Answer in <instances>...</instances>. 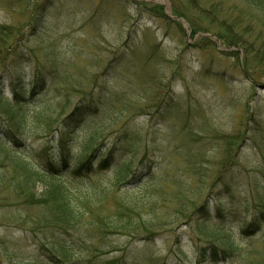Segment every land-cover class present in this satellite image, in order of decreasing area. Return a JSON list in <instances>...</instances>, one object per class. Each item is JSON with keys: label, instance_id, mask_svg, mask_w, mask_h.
Returning <instances> with one entry per match:
<instances>
[{"label": "rangeland", "instance_id": "obj_1", "mask_svg": "<svg viewBox=\"0 0 264 264\" xmlns=\"http://www.w3.org/2000/svg\"><path fill=\"white\" fill-rule=\"evenodd\" d=\"M0 24L24 32L0 60V107L28 116L15 156L37 173L58 164L59 134L75 157L90 130L113 154L56 179L72 198L106 194L59 227L45 184L22 182L0 145V264H264V0H0ZM76 107L90 108L80 125Z\"/></svg>", "mask_w": 264, "mask_h": 264}, {"label": "trees", "instance_id": "obj_2", "mask_svg": "<svg viewBox=\"0 0 264 264\" xmlns=\"http://www.w3.org/2000/svg\"><path fill=\"white\" fill-rule=\"evenodd\" d=\"M34 4L32 6L34 9L32 12H30L28 16L29 21L27 23V26H30V33H35L37 31L39 26V11L44 12L48 7V2L43 3L40 8L39 4ZM153 9L158 12V14L165 17L162 9L159 6H155ZM192 34H197L196 30H194ZM23 35V30L21 31L17 26L0 24V60L7 51L6 47L9 45L13 46V44L17 42L19 38L21 39ZM218 37L223 39L228 47L236 46L241 41L240 36L229 29L219 33ZM35 89L36 88L34 86L31 88L30 98L34 96ZM18 97L21 98L22 101H26L24 96L15 95L14 98L16 99ZM13 106L14 105L10 103L5 105L4 108H1L2 106L0 107V109H3L2 113L7 116V120L9 121L7 127L4 126V129L1 131L0 145L5 147L7 145V151L9 150L8 152L11 155L10 159H12L14 165L17 168L21 169L20 175L24 179L22 182L24 181L25 183H30L32 186H34L35 182L45 184L41 194V200H43L42 203L46 206L43 216L45 217V223H50L49 225L51 226L55 225L59 227L71 225L78 221L86 212H90L91 207L101 205L103 198L106 196V194H104L105 192H99L101 195H98V193H92L89 195V197H82L84 199L83 201L79 200L78 197L72 198L69 188L58 180V182H56V179H59L65 175V172L69 173L73 179H77L85 176L88 177L95 171L109 169V167L113 165L112 152H105L100 148L101 143L98 142L100 135L97 132L90 130L88 135H86L87 138L79 148L77 156L70 157V150H67V147L65 148V145L67 144H65L63 141L62 135L59 134L56 140L53 139L56 141V148L59 151L58 164H55L50 159H46L43 161L41 168H39V172L36 173L24 160L17 158L14 152H12L10 149V146L7 144L11 143L16 148L21 147L23 143H21L20 140L23 137V133L27 127L28 116L25 115V112H22L19 109L14 110ZM89 109V107H76L70 114L71 123H75L77 125L83 123L85 117L90 112ZM94 112V114L97 113L96 110H94ZM49 133H51V131ZM43 150L47 152L49 151L45 148ZM117 173L118 179H123L126 181L129 177L127 173L122 170L118 171ZM82 206L84 209H87L88 207L89 211L88 209L85 212L81 211L80 207ZM122 213L118 215L119 218L122 217L123 219L126 215ZM124 213L126 214V212ZM127 215L130 217V212H127ZM258 223V221L254 222L248 228H254L255 230H258L260 227L255 228L258 226ZM247 229H243L241 231L243 235L247 233ZM222 244L224 247L222 251L224 256L223 258L225 259L232 252L233 244L227 240H224Z\"/></svg>", "mask_w": 264, "mask_h": 264}]
</instances>
